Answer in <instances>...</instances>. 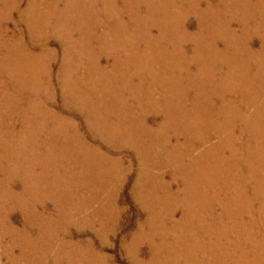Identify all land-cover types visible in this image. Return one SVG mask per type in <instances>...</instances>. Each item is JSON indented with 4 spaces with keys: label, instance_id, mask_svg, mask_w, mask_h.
<instances>
[{
    "label": "bare ground",
    "instance_id": "6f19581e",
    "mask_svg": "<svg viewBox=\"0 0 264 264\" xmlns=\"http://www.w3.org/2000/svg\"><path fill=\"white\" fill-rule=\"evenodd\" d=\"M23 1L0 0L9 8L4 17H11L10 11L17 10L20 15V19L16 21L18 30L22 31V23H25L27 31L33 35L37 26L45 24L39 9L42 0H31L25 9ZM118 1L100 0V8H104V14L101 15L98 10V17V8L87 7L83 13L85 23L81 16L82 31L86 28V37L93 44L88 48L92 68L88 75L85 74L89 79H83L82 83L84 87L90 86L93 95L86 97L89 95L87 91V95L83 96L81 89L75 88L69 115L79 119V123L73 124L74 132L84 130L86 134L99 140L94 142L95 147H104L120 154L125 151L123 146L128 143L138 155L142 170L137 199L144 208H149L152 212L146 225L142 226L140 233L136 231L138 234L128 245L127 251L133 264H149L144 262L138 252L139 245L144 241L156 248L155 256L165 264H264V0L255 2L253 8H250L252 0H230V7L220 9L214 8L209 0H204L206 7L199 0H192L188 8L174 4L180 3V0ZM218 3L225 5L227 1L218 0ZM227 12L231 15H227L225 19L224 14ZM126 13L130 14L128 20L123 18ZM191 17L197 18L195 23L191 21V26L195 28L192 32L188 31L190 26L185 27ZM106 26L110 28L107 29ZM184 27L186 30L181 29ZM153 28H157V34L153 32ZM2 34L0 26V36ZM209 35L213 39V48L205 46ZM256 39L258 41L255 44ZM221 42H224L223 48L219 46ZM189 46L192 49L186 51ZM25 48L27 46L23 45L16 51L14 47L15 52L8 59V66L0 67V75L6 72L8 77L0 84V89L5 88V91L2 90L3 104H0V109L11 120L13 117H20V99L14 93L15 90L10 88L8 81L15 88L20 80L29 84V73L33 71L27 64L26 57H22ZM103 56L114 61L108 60L102 66ZM110 63L112 67H109ZM179 70L182 74L181 80H177L180 82L179 86L175 82L168 81L165 84L166 80H161V73L169 75ZM133 76L139 78L134 90L138 92V97L144 100V82L148 81L149 93L153 94L154 88L157 92L161 91L162 100L151 96L153 101L150 100V107L144 109L145 105H141V112L138 107L133 110L131 106H126L122 90L133 88ZM162 79L172 81L173 77ZM41 82L40 80L31 86L41 89ZM116 83L120 85L115 86ZM78 86L82 87V84L78 83ZM112 95L118 98L121 105L114 104ZM33 109L36 108L33 106ZM163 112L165 119L161 122H157L158 118L154 122L146 118L148 113L159 116ZM136 113L142 117L137 121ZM117 114H121V122L115 119ZM7 128L12 126L8 127L7 122H0V133L4 129L7 131ZM125 129L130 139L116 141V136L120 137ZM25 136L34 137V134L29 131L28 136ZM148 141L157 143L161 148L154 154L152 166L162 168L167 165L183 170V200L180 199L179 191L172 192L171 188L163 190L166 191L165 195L160 194L162 192L156 189L160 184L156 183L157 179L153 187H148L151 178L146 169L150 161L143 147ZM227 150L231 152L230 158L233 159L232 172L221 170L224 166L223 154ZM163 152L168 157L167 162L171 164H161ZM32 156L28 157V164L31 165L36 163L31 159ZM89 156L92 154L89 153ZM93 161L98 164L97 159L92 157L88 165H95ZM40 162L47 165L42 159ZM30 186L26 185V191L31 190ZM229 188L232 190L227 201L225 193ZM34 190L30 194H35ZM11 195L14 197L12 192ZM242 204H247L246 212H250V218L240 222L236 220V215L240 214L239 206ZM104 205L111 208L110 214L116 210L109 203ZM26 209L27 207L24 208ZM88 209L87 206L79 209L82 212L77 211V214H81V217L72 219L71 224L80 229L92 228V222L86 216ZM58 212L64 213L62 205H59ZM27 213L28 226L24 230L13 232L17 239L24 235L26 238L29 228L38 225L34 222L37 216L33 213L32 217L30 215L31 209ZM38 216L45 222L51 218L47 213H40ZM112 218L116 219L117 214L114 213ZM225 219L231 222L230 226L225 224ZM156 223L158 227L154 228ZM101 226L100 237H108L112 229L110 224ZM69 236L73 237L71 233ZM77 244V239H68L67 245L73 248L68 253L71 254L68 256V264H95L89 262L92 257L88 261V257L80 253ZM79 245H83V252L91 247V243ZM32 248L33 246L21 250L20 256L24 258L20 259L26 263L13 260L12 264H66L61 255L52 257L48 250L42 248V255L38 256L36 253H39V248ZM164 250L169 253L168 260L162 258Z\"/></svg>",
    "mask_w": 264,
    "mask_h": 264
},
{
    "label": "rangeland",
    "instance_id": "374dc122",
    "mask_svg": "<svg viewBox=\"0 0 264 264\" xmlns=\"http://www.w3.org/2000/svg\"><path fill=\"white\" fill-rule=\"evenodd\" d=\"M199 1L202 2V6L206 7L204 0ZM209 1L216 9L230 7L232 4L230 0H226L227 4L225 5L219 4L218 0ZM257 1L259 0H252L250 8H253ZM30 2L31 0L23 1L24 9L29 6ZM191 2L192 0H180V3L174 2V4L188 8ZM39 7L42 14V21L44 20L45 24L37 26L33 31V35H31L27 31V25L25 23H22V31L18 30L19 27L16 21L20 19V15H18L17 10L14 12L10 11L11 17H4L9 12V8H7L5 2H0V26L3 29V34L0 36V39L3 41V43H0V67L8 64V59L15 52L14 47L16 51H19L18 48L21 49L23 45H26L27 48L23 50L22 57H26L27 64L33 69L29 73L30 81L27 80L30 85L20 80L16 85V89L13 83L11 86V82L8 81L10 88L13 91L15 90L14 93H17L20 99V109L18 111L21 113L20 117H13L11 120V117L3 114L2 108L0 109L1 124L7 122L8 127L12 126V128H7V131L9 130L10 132L4 129L0 133V169L4 170L0 171V264H12L13 260L24 262L25 260L20 259L24 258L20 256L21 250L31 246H33L32 249L39 248V253H36L38 256L42 255L40 251L42 248H45L51 254L50 256L59 257L61 255V258H64L66 261L64 262L68 264V256L71 255L68 253L73 249L72 246L67 245L68 239H77L79 244L91 243V247L86 252H83L84 249L81 248L83 245H76L79 247L80 253L88 257V261L92 257L89 262H94L95 264H103V261H105V264H133V259L127 251L128 245L132 241V238L140 233L142 226L146 225L152 212L149 208H144L142 202L137 199L142 170L138 155L135 150L127 145L128 143L123 146V151H125H122L123 153L120 154L117 151H108L104 147L102 149L95 147V143L99 140L91 137L89 133L86 134L84 130L74 132L73 124L79 123V119L69 115V110L71 109L70 102L71 98L73 99L75 88H80L83 96L87 95V91L89 95L86 97L93 95L89 89L90 86L86 85L84 87L82 83V80L88 77L85 74L88 75L92 68V58H89L88 51L92 42L86 37V28L82 31L83 24H80L81 16L83 21V13L87 7L98 8L96 10L97 17V13L99 12H101V15L104 14V8H100V0H42L39 3ZM227 15H231V13H225V19H227ZM129 16L130 14L126 13L123 18L128 20ZM191 18L188 19L185 27L190 26L188 31L192 32L195 28L191 24L195 23L197 18ZM45 20L50 21L47 22ZM42 21H39V23ZM83 23H85V20ZM110 24L112 23L110 22ZM85 26L87 27L86 24ZM185 27L181 29L186 30ZM106 28L109 29L110 26H106ZM153 32L157 34V28H153ZM211 36L213 37L214 35L211 34ZM211 36L209 35L205 40V46L207 48H213V39ZM257 39L255 40V44L258 41ZM219 46L223 48L225 46L224 42H221ZM190 48L191 46L186 51H190L192 49ZM108 60L109 62L114 61V59H106L103 56L101 65L105 66ZM109 65V67L113 66L111 63ZM160 76L162 81L166 80L165 84L169 81V83L175 82L179 86L180 82L177 80H181L182 74L179 70L175 74L167 75L161 73ZM170 76L171 78L173 77L172 81L162 79L169 78ZM7 78L6 72L0 75V84L5 79L7 80ZM40 80L42 81L41 89H35L31 86L36 82H40ZM137 82L139 83V78L136 76L132 83L134 85L133 88L130 87L128 91L122 90L125 98L121 97L124 98L126 106H131L133 110L138 107V111L141 112L143 110L141 105H145L144 109L150 107V100L153 101L152 97L162 100L160 98L162 95L161 91L157 92L154 88L153 94L149 93L150 83L148 81L144 82V100L140 96L138 97V92L134 91ZM78 83L82 84V87L78 86ZM116 85L118 86L120 83H116ZM2 90L5 91V88L0 89L1 106L3 104ZM33 90L37 91L38 94ZM111 100L114 104L121 105L118 98L114 95L111 96ZM33 106L36 109H33ZM139 113H136V121L138 118H142L138 115ZM160 115L155 116L154 114L148 113L146 114V118L152 122L158 118L159 120L157 122H161L165 119V114L163 112ZM23 116H25V120H23ZM115 119L121 122V114H117ZM29 131L33 132L34 137L25 136V134L28 136ZM121 133L120 137L116 136V141L121 142L122 139H130L126 129ZM143 147L144 152L148 154V161H150L146 169V173L151 178L148 181V187H153V183L157 179L156 183L160 184L156 189L162 192L160 194L165 195L166 191L163 190H170L171 188L172 192L179 191L180 199L183 200L185 196L184 179L181 177L184 174L183 170H177L175 167H167V165H164L165 163L171 164L167 162L168 157H166L164 152L161 155L162 161H160L165 167L152 166L153 156L161 148H159L160 146L157 143L150 141ZM87 152L91 153L92 156H89ZM27 153L33 155L31 159L36 161V163L33 165L28 164V157H31V154ZM223 155L225 157L222 158L224 166L221 170L232 172L233 159L230 158L232 156L231 152L227 150ZM92 157L97 159L98 164L93 161L95 165L89 166L88 162ZM117 158H120V160ZM40 159L46 162L47 165L44 166V163L42 164ZM244 166L247 167L246 165ZM198 172L201 171L198 170ZM27 184L31 185V190L26 191ZM200 188L203 189V186ZM33 190L35 194H30V191L33 192ZM197 190L199 192V189ZM231 190L232 188L226 189L225 196L227 201L229 200ZM11 192L13 196L17 193L16 196L12 197ZM20 194H23V197ZM209 194L213 195L210 192ZM104 203H109L116 210L110 214L109 210L111 208L105 207ZM59 205L63 207V214L58 212ZM30 206L32 208H28ZM86 206L89 208L86 210V216L92 222V225L90 224L92 228L80 229L75 224H71L73 223L72 219L81 217V214L79 216L77 213H81L82 211H79V209ZM25 207H27L26 210H24ZM239 207L240 214L236 215V220L240 222L247 221L250 218V212L249 214L246 212L247 204L245 206L242 204ZM30 209L31 217L33 214L37 216L34 222L38 225H35L34 228H29L30 234L27 233L26 238H24V235L20 239H17L15 237L16 233L13 232L24 230L28 226L29 217L27 212ZM180 211L181 208L177 213L178 215ZM40 213H47L51 218L47 219L48 222H45L38 216ZM114 213L117 214L116 219L112 218ZM225 218L229 219L228 217ZM227 219H225V224L230 226L231 222ZM105 224H110L112 228L106 238L100 237L99 232L102 227L101 225ZM156 227H158L157 223L154 228ZM66 228L68 230H65ZM69 232L73 237H68ZM101 240L104 243H101ZM29 243L31 244L28 245ZM55 246H57L56 253L54 252ZM154 249L156 248H152L148 241H144L139 245L138 252L145 263L165 264V262L161 263V260L155 256ZM98 250L99 252L97 253ZM160 253L162 256V252ZM65 254L68 255L66 256ZM168 254L164 250L162 258L164 257L166 260L167 256H169Z\"/></svg>",
    "mask_w": 264,
    "mask_h": 264
}]
</instances>
